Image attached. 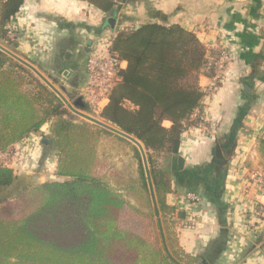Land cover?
<instances>
[{
    "label": "trees",
    "instance_id": "obj_1",
    "mask_svg": "<svg viewBox=\"0 0 264 264\" xmlns=\"http://www.w3.org/2000/svg\"><path fill=\"white\" fill-rule=\"evenodd\" d=\"M77 1L107 15L125 1L137 2ZM24 2L0 0V40L9 39L8 25ZM138 20L137 27L120 29L110 44V52L127 66L118 70L120 80L99 119L144 145L169 252L181 264H197L180 247L177 214L165 197L171 192V159L185 132L200 123L192 116L209 94L200 86L201 77H214L207 57L217 59L223 47L207 49L179 24ZM66 112L47 86L31 78L24 66L10 64L0 51V153L32 133L49 135L58 153L57 175L64 179L26 186L4 201L0 264H174L158 243L120 227L128 204L133 215L150 217L157 226L138 148L98 126L71 121ZM258 150L264 158V135ZM117 159L116 175L94 177L98 162ZM14 181V170L0 163V188Z\"/></svg>",
    "mask_w": 264,
    "mask_h": 264
},
{
    "label": "crops",
    "instance_id": "obj_2",
    "mask_svg": "<svg viewBox=\"0 0 264 264\" xmlns=\"http://www.w3.org/2000/svg\"><path fill=\"white\" fill-rule=\"evenodd\" d=\"M124 7L107 15L77 0H25L8 25L15 34L13 49L0 45L35 66L66 97L73 95L68 100L74 105L86 84L88 57L104 53L130 20L121 13ZM115 13L119 20L111 30L107 21ZM150 21L179 24L194 32L207 49L226 46L233 56L223 83L198 110L206 122L185 132L179 153L170 162L171 192L165 203L176 211L180 247L196 257L197 264H264V223L249 207V198L264 204V196L251 182L254 172L264 174L258 150L264 135V0H150ZM10 41V36L0 40ZM211 84L212 78L201 77L204 90ZM48 128L45 124L42 132ZM13 152L8 168L14 170L15 181L0 188V209L26 186L64 180L57 175L58 153L47 135L32 133L15 144ZM103 163L96 165L94 177L108 176L97 174ZM106 163L115 171L120 166L118 159ZM188 193L198 195L201 203L190 209ZM155 221L159 228L156 216Z\"/></svg>",
    "mask_w": 264,
    "mask_h": 264
},
{
    "label": "built area",
    "instance_id": "obj_3",
    "mask_svg": "<svg viewBox=\"0 0 264 264\" xmlns=\"http://www.w3.org/2000/svg\"><path fill=\"white\" fill-rule=\"evenodd\" d=\"M11 41H14L15 34L10 31ZM110 47V46H109ZM102 54L90 55L86 61V73L87 80L80 94L85 109L84 112L89 115H94L99 118V112L108 104L109 98L113 88L119 82L118 70L124 69L125 62H120L111 52L110 48ZM222 51L217 59L211 57L207 58V68L214 71V77L212 78V84L205 91L209 94L214 92L223 83L225 74L229 65L233 62V56L226 46H222ZM96 118V117H95ZM199 120L205 123L206 120L201 114V111H197L192 120ZM42 132V129H41ZM13 147H10L7 151L0 153V163L8 167L12 155ZM251 182L259 189L260 193L264 196V174L261 172H255L252 174ZM202 199L195 193L187 194L188 207H196L201 203ZM252 209V213L264 223V204L259 202L258 199L249 198ZM177 219V216L176 218ZM178 220V219H177Z\"/></svg>",
    "mask_w": 264,
    "mask_h": 264
},
{
    "label": "rangeland",
    "instance_id": "obj_4",
    "mask_svg": "<svg viewBox=\"0 0 264 264\" xmlns=\"http://www.w3.org/2000/svg\"><path fill=\"white\" fill-rule=\"evenodd\" d=\"M124 5H125V7L122 9L123 11L121 13L122 14L124 13V14H126L127 17H130V20L128 21V23L126 22L127 23L126 26L124 24V29L125 30L137 27L142 22V21L138 20L139 18H142L145 21H150V0H137V2H130V3H127L125 1ZM94 13H97V11H94ZM118 18H119V16H118ZM121 19L124 20L125 19L124 16H121ZM93 23H94V21H93ZM0 43L5 45L6 48L13 49L14 41H10L11 44H4L3 42H0ZM5 56H6L7 61L10 64H13V65L14 64H20L18 62H15L14 60H12L7 55H5ZM27 70L29 71L31 78L35 79L38 82H41L42 84H44L46 86V84L34 72L30 71L29 69H27ZM66 110H67V112L65 113V115H66V117L68 119L74 120L75 122H78V123H85V124H90V126H96V125H94L92 123H89L88 121H86V120H84V119H82L80 117H77V118L73 117L72 114L69 112V110L67 108H66ZM92 116L98 118L97 116H94V115H92ZM204 118L206 119V116H204ZM166 126H170V124H166ZM47 136L50 138L49 135H47ZM104 163L101 164V167L97 171V174H101L102 175V174L107 172L106 175H108V176L116 175L117 170L116 171L114 170L115 167H112L111 165H109L106 162H104ZM159 164L162 166V169H165L166 165H165L164 162L159 160ZM104 165H106V166L104 167ZM109 168H110V170H109ZM244 168H247V167L245 166ZM49 170L44 169L42 171H44L46 174H48V173L50 174ZM110 171L112 173L109 175ZM250 172L252 173V171H250ZM170 177H171V174H170ZM120 224L122 225V227L130 228V229H133V230L137 231L147 241L158 243V245L163 247L162 236H161V234L159 232V228L157 226H155L153 223L150 222V217L149 218H144V217H142L140 215H137L135 213L133 215V211L132 210H128V212L123 211V213L121 214ZM163 249H164V247H163Z\"/></svg>",
    "mask_w": 264,
    "mask_h": 264
},
{
    "label": "water",
    "instance_id": "obj_5",
    "mask_svg": "<svg viewBox=\"0 0 264 264\" xmlns=\"http://www.w3.org/2000/svg\"><path fill=\"white\" fill-rule=\"evenodd\" d=\"M117 20H118V16L115 13L113 17L109 18L107 21V24L110 26L111 30H115L116 29V24H117ZM0 51L9 55L10 57H12L13 59H15L18 63H20L22 66L26 67L27 69H29L30 71L34 72L45 84L48 88H50L61 100L64 104H66V106L77 116H79L80 118L104 129L107 130L121 138H124L126 140H128L129 142H131L132 144H134L143 159V164H144V168H145V172H146V177H147V181H148V185H149V189H150V193H151V198H152V202H153V206H154V211L156 214V218H157V222H158V226L160 229V234L162 236V244L164 247V250L166 252V254L168 255V257L170 258V260L174 263V264H181L179 262H177L170 254L168 247L166 245V241H165V237H164V232H163V228H162V221H161V216H160V212H159V207H158V203H157V198H156V194H155V189H154V184H153V179L151 176V171H150V165H149V161H148V157H147V153L145 150L144 145L138 141L136 138H134L133 136H130L126 133H124L123 131H121L120 129L98 119L95 118L87 113L84 112L85 109V105L82 101L81 98H78V100L75 102L74 105H72L70 103V101L68 100V98H73L74 96L71 94H67V97L56 87L54 86V84H52V82L46 78V76H44L35 66H33L32 64L28 63L27 61H25L24 59H21L15 55H13L10 51H8L7 49H5L4 47H2L0 45ZM217 157L219 159H222V151L220 149L219 146H217ZM184 164V159L183 158H179V166L180 169L183 167ZM184 215L183 212H180L179 216Z\"/></svg>",
    "mask_w": 264,
    "mask_h": 264
}]
</instances>
